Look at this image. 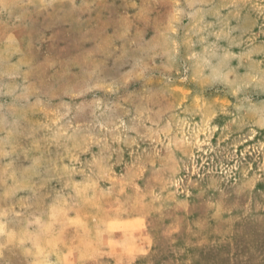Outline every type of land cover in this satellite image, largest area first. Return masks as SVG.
I'll return each mask as SVG.
<instances>
[{"label":"rangeland","instance_id":"1","mask_svg":"<svg viewBox=\"0 0 264 264\" xmlns=\"http://www.w3.org/2000/svg\"><path fill=\"white\" fill-rule=\"evenodd\" d=\"M0 264H264V0H0Z\"/></svg>","mask_w":264,"mask_h":264}]
</instances>
